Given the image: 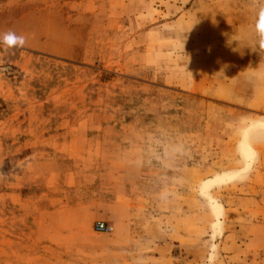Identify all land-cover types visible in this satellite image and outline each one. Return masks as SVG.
Masks as SVG:
<instances>
[{"label": "rangeland", "instance_id": "rangeland-1", "mask_svg": "<svg viewBox=\"0 0 264 264\" xmlns=\"http://www.w3.org/2000/svg\"><path fill=\"white\" fill-rule=\"evenodd\" d=\"M261 9L0 0V264H264Z\"/></svg>", "mask_w": 264, "mask_h": 264}, {"label": "crops", "instance_id": "crops-1", "mask_svg": "<svg viewBox=\"0 0 264 264\" xmlns=\"http://www.w3.org/2000/svg\"><path fill=\"white\" fill-rule=\"evenodd\" d=\"M181 18V16L178 17V20ZM176 20V21H178ZM197 27V26H196ZM190 29V28H189ZM191 30V29H190ZM227 39L226 38H221L218 40H208L207 46H204V53L205 56L203 55V63L205 64V66L210 67V68H216V66H223L224 68L227 67L229 70L230 74H233L237 71V68L239 67V65H242V56L236 52L238 47L242 48V42H237L234 40V38L232 37V39L228 40L227 42H225ZM250 44H252L253 42V38H250ZM191 41V40H189ZM194 44L189 43L188 44V51H194L195 47H192ZM225 47L226 53H220V48L221 46ZM209 49H216L215 51H211ZM264 52V51H262ZM249 59L247 60L246 57L243 61H245L246 63L252 62L253 55H248ZM261 60H260V68L262 70V74L264 75V55L260 56Z\"/></svg>", "mask_w": 264, "mask_h": 264}, {"label": "clouds", "instance_id": "clouds-1", "mask_svg": "<svg viewBox=\"0 0 264 264\" xmlns=\"http://www.w3.org/2000/svg\"><path fill=\"white\" fill-rule=\"evenodd\" d=\"M254 32L257 36V43L260 51H264V9L258 13ZM27 43L23 35H17L14 31H6L0 33V48L10 51L15 48H23Z\"/></svg>", "mask_w": 264, "mask_h": 264}, {"label": "built area", "instance_id": "built-area-1", "mask_svg": "<svg viewBox=\"0 0 264 264\" xmlns=\"http://www.w3.org/2000/svg\"><path fill=\"white\" fill-rule=\"evenodd\" d=\"M95 229L98 232L110 233L113 230V226L105 221H97L95 224Z\"/></svg>", "mask_w": 264, "mask_h": 264}]
</instances>
